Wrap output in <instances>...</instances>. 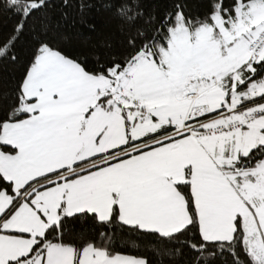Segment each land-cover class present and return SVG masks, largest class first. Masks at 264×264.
<instances>
[{"label":"snow or ice","instance_id":"obj_1","mask_svg":"<svg viewBox=\"0 0 264 264\" xmlns=\"http://www.w3.org/2000/svg\"><path fill=\"white\" fill-rule=\"evenodd\" d=\"M105 7L0 0V264H264V0Z\"/></svg>","mask_w":264,"mask_h":264},{"label":"trees","instance_id":"obj_2","mask_svg":"<svg viewBox=\"0 0 264 264\" xmlns=\"http://www.w3.org/2000/svg\"><path fill=\"white\" fill-rule=\"evenodd\" d=\"M109 0H92L93 7L87 11L83 21L77 10L78 0H72V7L65 9L68 12V18L61 19L60 4L62 0H54L56 8L53 10V20L59 21L60 27L56 30L58 36H67L66 40H62V46L73 50L81 47L86 41H99L106 36L113 35L119 37V20L115 17L113 11H110L105 7V4ZM117 2V0H113ZM149 3H154L156 0H148ZM10 23L9 21H4ZM88 24H94L96 26L95 31H90L87 27ZM29 37L25 36L21 41V49L26 50L29 44ZM20 72V65H8L6 67H0V89L8 90L14 78L18 77ZM133 237H123L121 239L122 244L131 245ZM139 243V241H137ZM154 264H161L159 258L154 257ZM162 264H183V258H176L175 261L165 257Z\"/></svg>","mask_w":264,"mask_h":264}]
</instances>
